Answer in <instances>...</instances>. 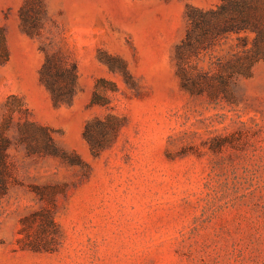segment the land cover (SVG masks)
I'll return each instance as SVG.
<instances>
[{"label": "rangeland", "instance_id": "rangeland-1", "mask_svg": "<svg viewBox=\"0 0 264 264\" xmlns=\"http://www.w3.org/2000/svg\"><path fill=\"white\" fill-rule=\"evenodd\" d=\"M222 1L0 0V133L11 117L0 264H264V62L232 103L192 94L178 73L189 7ZM27 3L40 35L23 27ZM237 43L191 65L217 73ZM49 54L77 65L70 103L41 80ZM102 79L110 103L93 105ZM28 120L51 130L56 155L28 154ZM89 135L108 140L98 154ZM36 240L50 250L32 251Z\"/></svg>", "mask_w": 264, "mask_h": 264}, {"label": "trees", "instance_id": "trees-1", "mask_svg": "<svg viewBox=\"0 0 264 264\" xmlns=\"http://www.w3.org/2000/svg\"><path fill=\"white\" fill-rule=\"evenodd\" d=\"M38 5L40 1H37ZM36 5L27 3L23 13V27L31 35H40L43 28ZM189 28L185 39L176 51L178 73L183 87L196 95H207L210 100L236 101V86L241 77H250L257 62H264V0H223L215 9L200 10L189 7L187 12ZM244 34V35H241ZM232 35H237L238 43L233 46L225 61L217 60L218 72L202 71L191 62H200L202 56L212 55L214 50ZM9 59L6 36L0 30V64ZM115 62V60H109ZM123 69L127 79L129 75ZM193 71H196L194 73ZM41 80L50 91L55 103H70L77 92V65L68 56L47 55L41 72ZM108 82L104 79L97 84L91 103L109 105L102 89ZM11 113L15 111L10 109ZM11 117L6 120L0 133V205L8 194L9 165L8 148L10 139L5 135ZM92 124L88 125V130ZM115 127L113 128V130ZM116 131V130H114ZM19 137L29 155H56L58 153L51 130L28 120L20 127ZM93 151L98 154L106 145V136H88ZM56 227L53 215L47 213L43 233H50ZM31 242L32 251H49L46 240Z\"/></svg>", "mask_w": 264, "mask_h": 264}]
</instances>
